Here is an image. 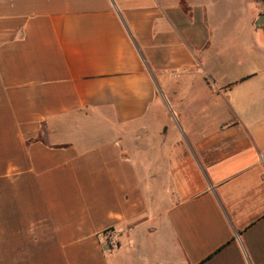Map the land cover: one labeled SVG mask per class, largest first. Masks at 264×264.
Instances as JSON below:
<instances>
[{
    "label": "crops",
    "instance_id": "0c3cea01",
    "mask_svg": "<svg viewBox=\"0 0 264 264\" xmlns=\"http://www.w3.org/2000/svg\"><path fill=\"white\" fill-rule=\"evenodd\" d=\"M261 14L0 0V264H264Z\"/></svg>",
    "mask_w": 264,
    "mask_h": 264
},
{
    "label": "water",
    "instance_id": "95a60500",
    "mask_svg": "<svg viewBox=\"0 0 264 264\" xmlns=\"http://www.w3.org/2000/svg\"><path fill=\"white\" fill-rule=\"evenodd\" d=\"M255 26H256L257 28H261V29L264 30V15H263V14H261V15L257 18V20H256V22H255Z\"/></svg>",
    "mask_w": 264,
    "mask_h": 264
},
{
    "label": "built area",
    "instance_id": "2783aa9c",
    "mask_svg": "<svg viewBox=\"0 0 264 264\" xmlns=\"http://www.w3.org/2000/svg\"><path fill=\"white\" fill-rule=\"evenodd\" d=\"M261 160H264V154L261 155ZM112 239H113V238H108V239H107V242L109 243V245H110L111 247H113V246L115 247L116 244H115L114 240H112Z\"/></svg>",
    "mask_w": 264,
    "mask_h": 264
}]
</instances>
